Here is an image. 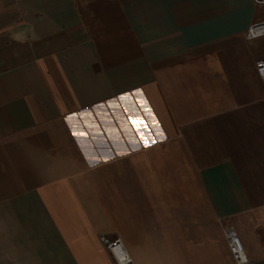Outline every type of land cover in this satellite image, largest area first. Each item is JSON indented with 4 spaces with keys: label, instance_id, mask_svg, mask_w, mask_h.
<instances>
[{
    "label": "crops",
    "instance_id": "crops-1",
    "mask_svg": "<svg viewBox=\"0 0 264 264\" xmlns=\"http://www.w3.org/2000/svg\"><path fill=\"white\" fill-rule=\"evenodd\" d=\"M254 7L0 0V264H264Z\"/></svg>",
    "mask_w": 264,
    "mask_h": 264
},
{
    "label": "built area",
    "instance_id": "built-area-1",
    "mask_svg": "<svg viewBox=\"0 0 264 264\" xmlns=\"http://www.w3.org/2000/svg\"><path fill=\"white\" fill-rule=\"evenodd\" d=\"M255 5L264 4V0H252ZM264 36V19L248 25L244 37L252 40ZM255 71L260 80L264 83V58L255 62ZM224 234L228 242V248L235 264L247 263L242 244L230 225L224 227ZM104 240V237H101ZM106 248L113 254L115 264H131V258L122 250L118 240L105 242Z\"/></svg>",
    "mask_w": 264,
    "mask_h": 264
},
{
    "label": "snow or ice",
    "instance_id": "snow-or-ice-1",
    "mask_svg": "<svg viewBox=\"0 0 264 264\" xmlns=\"http://www.w3.org/2000/svg\"><path fill=\"white\" fill-rule=\"evenodd\" d=\"M120 99H125V97H121ZM138 103L141 104V106H143L144 102L143 101H138ZM129 119H130V122H133L131 117ZM133 126L135 127L137 135L140 137V140H141V142L143 143V145L145 147H149L150 143H154V140L150 141L149 138L144 134V132L142 130L143 128L147 127V124L144 121L137 119V120H135L133 122ZM72 134H73L74 137H76V136H85L86 135V133H83V132H73ZM93 159L95 160L96 158L94 157ZM103 162L106 163L107 162V158H105Z\"/></svg>",
    "mask_w": 264,
    "mask_h": 264
},
{
    "label": "rangeland",
    "instance_id": "rangeland-1",
    "mask_svg": "<svg viewBox=\"0 0 264 264\" xmlns=\"http://www.w3.org/2000/svg\"><path fill=\"white\" fill-rule=\"evenodd\" d=\"M254 19H261L264 17V4L261 5H255L254 9ZM264 37V36H263ZM260 37V38H256V44L258 46V48L263 51L264 50V38ZM253 44V42H252ZM254 45V44H253Z\"/></svg>",
    "mask_w": 264,
    "mask_h": 264
}]
</instances>
